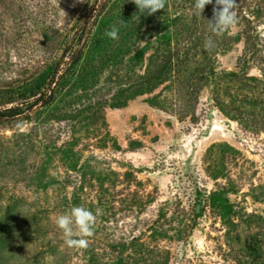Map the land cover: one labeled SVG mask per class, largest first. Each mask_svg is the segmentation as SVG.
<instances>
[{"label": "rangeland", "instance_id": "rangeland-1", "mask_svg": "<svg viewBox=\"0 0 264 264\" xmlns=\"http://www.w3.org/2000/svg\"><path fill=\"white\" fill-rule=\"evenodd\" d=\"M87 1L0 0V109L22 106L0 119V264H87L88 252L93 264H264V0H236L238 23L213 41L214 76L195 98L178 83L193 55L128 98L176 49L172 22L186 11L139 14L126 0L113 26L124 18L129 39L141 20L145 34L123 81L94 87L110 69L60 80L51 104L27 111ZM108 13L86 42L96 57ZM77 206L100 211L89 250L69 248L55 223Z\"/></svg>", "mask_w": 264, "mask_h": 264}, {"label": "trees", "instance_id": "trees-1", "mask_svg": "<svg viewBox=\"0 0 264 264\" xmlns=\"http://www.w3.org/2000/svg\"><path fill=\"white\" fill-rule=\"evenodd\" d=\"M111 1L112 7L110 8L108 5ZM125 2L126 0H88L82 5L84 10L83 13L80 14V23L75 30L71 31L70 37L68 36L65 50H62V53L56 60V63L50 66L46 76H44L45 73L43 74L45 80L42 86L35 87L37 91L32 89L31 92H29L31 97H36L38 91V93L41 94L39 97L35 98L30 105H28L26 108L27 111H31L32 108L40 102L44 106L51 104L53 101L52 93L54 87H56L60 80L67 81L64 85L66 86V84H68L71 80H75V77L78 76V79H82V74L90 72L87 74V81L93 82L94 77L102 75L104 69H110L111 71L107 72L108 75H106L103 79H98L94 87L97 85L104 86L108 81H110V78V82L112 83L120 79L121 82L123 81V76L118 75L117 72L123 64L126 65L127 69H131L132 63L127 62L126 58L132 51L133 47L131 45L137 44L143 37V34H145L141 25V20L131 21L132 23L130 29H132L133 36L129 39H126L125 37V35L127 36L129 33V30L126 27L125 19L121 18L116 20L115 27L119 29V39L112 40L109 38L107 43H104L103 47L99 48L97 51V57L94 53L91 54V52H88V50L85 49V46L93 27L102 21L104 16L108 13L107 11L109 8L108 19H110L111 28L114 27V19H111L110 14L112 13V10L115 12L118 9L115 13L117 14L120 10L124 9V7H126V5H124ZM214 5L215 0H213L212 4L205 6L202 18L196 14L195 0H167L166 8L163 10L171 7L186 11L185 19L178 17L174 19V24L172 22V26L175 29L177 47L171 54L164 57V66H162V63L158 64V62L155 61L154 65L156 66V71L151 77L145 79V75L138 76L132 81L130 86L128 85L126 92L131 94L128 98L136 95L137 93L143 92L145 85L153 86L158 81L168 78L171 74V69L168 70L166 65H173V61H175L174 66L178 67L175 68L178 72L182 70L184 71L185 68H180L182 67L184 59H187L190 55H193L190 63L196 66L191 68L190 76L188 78L183 81H179L178 83L183 82L191 95L194 96L187 98L196 97L201 86L206 85L207 81L212 79L214 76L213 61L211 56L213 41L219 40L220 44L227 42V39L223 34L213 35L209 27L207 20H210L213 17ZM206 41H210V44L207 47ZM113 49H115L118 53L113 51ZM119 57L120 61L118 60ZM151 58V60H153V56ZM115 66H117L116 72L114 71ZM42 77L38 79H41ZM101 77H103V75ZM121 82H118L117 85L120 86ZM53 84L54 86L52 87ZM12 103L13 105L11 107H4L0 109V119H16L22 114L21 102H9V104ZM36 121L41 123V119L39 117L36 118ZM86 249L89 250V247ZM87 256L89 257L87 264H93L94 260L92 258V253L88 252Z\"/></svg>", "mask_w": 264, "mask_h": 264}, {"label": "clouds", "instance_id": "clouds-1", "mask_svg": "<svg viewBox=\"0 0 264 264\" xmlns=\"http://www.w3.org/2000/svg\"><path fill=\"white\" fill-rule=\"evenodd\" d=\"M76 2H83V0H76ZM132 2L137 6L139 14L147 15H153L165 9L167 4V0H132ZM212 3L213 0H195L196 14L202 17L205 6ZM238 9L239 4L236 0H215L213 17L207 20L211 31L222 35L234 27L238 23ZM105 35L112 40H118L119 29L112 27ZM209 44L210 41H206V47ZM99 215V210L94 214L84 207L77 206L73 207L70 213L60 215L55 223L62 230L65 244L69 248L86 249L89 246V238L95 235Z\"/></svg>", "mask_w": 264, "mask_h": 264}]
</instances>
